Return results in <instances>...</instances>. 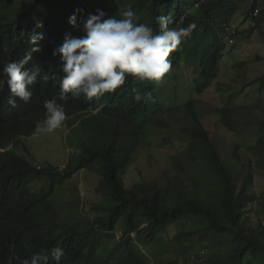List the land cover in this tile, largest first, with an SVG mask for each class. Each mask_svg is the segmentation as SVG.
Wrapping results in <instances>:
<instances>
[{"label":"trees","instance_id":"trees-1","mask_svg":"<svg viewBox=\"0 0 264 264\" xmlns=\"http://www.w3.org/2000/svg\"><path fill=\"white\" fill-rule=\"evenodd\" d=\"M129 6L136 13L135 23L147 24L155 32L160 31L157 17L169 13L174 19L169 27L196 25L172 53L170 72L180 76L184 67L200 69L189 83L200 95L211 91L226 41L232 45L236 34L241 38L254 33L264 41V0H0V78L7 63L22 59L30 49L28 37L34 32L44 35L39 43L42 51L33 53L26 67L55 77L47 83L38 77L30 101L17 99L16 108L7 103V85L0 94V264H19L36 254L46 257L42 264H146L140 247H146L147 238L152 243L147 253L155 264H163L169 248L176 259L167 264H264V190L261 196L251 192L254 173L249 165L244 167L240 145L225 152L224 167L209 155L220 148L219 142L206 141L213 125L196 115L195 104L185 108L187 123L179 138L185 150L170 162V167H180L173 178L166 170L159 180L124 183L123 174L140 139L159 125L165 113L179 112L169 109L173 103L168 101L175 99L182 86L180 77L168 97L157 93L156 83L129 76L128 87L99 99L60 98L62 60L59 54L52 55L53 50L67 36H83L89 14L102 10L105 19H120ZM238 12L242 22L251 24L241 32L230 28ZM74 13L75 28L69 24ZM253 83L264 96V72ZM134 88L151 91L152 100L135 102ZM247 89L218 87L219 122L232 134L246 129L255 166L264 172V98L238 105L242 94L247 101L253 96ZM52 99L65 107L69 127L77 128L71 144L78 153L63 173L49 165L36 169L7 150L23 146L22 139L30 137L45 119L44 101ZM259 111L263 113L254 115L251 124L237 123L240 113ZM75 169L93 171L99 177L95 194L101 200L91 208L93 218L66 215L77 214L79 202L67 210L68 202L56 197ZM256 202L258 222L253 223L248 207ZM142 225H146L145 237ZM169 229L175 231L173 237L158 242V235ZM116 230H124L125 238L117 239ZM56 249L61 251L58 256Z\"/></svg>","mask_w":264,"mask_h":264},{"label":"clouds","instance_id":"clouds-1","mask_svg":"<svg viewBox=\"0 0 264 264\" xmlns=\"http://www.w3.org/2000/svg\"><path fill=\"white\" fill-rule=\"evenodd\" d=\"M104 12L98 10L96 14H89L84 21V35L80 37L67 36L63 44L53 50L52 55H60L62 60L61 73L59 77V89L61 99H67L70 95L73 99H79L82 95L91 100L99 99L106 94H112L123 87H128L126 81L129 76L158 83L156 90L161 92L162 79L173 67V52L178 50L183 41L188 38L196 28L194 23L187 27H169L174 23L173 16L169 13L166 16H158L159 32L144 23H135L136 13L129 6L120 13V19H105ZM69 24L77 27V14L69 18ZM37 27L42 28V24ZM44 39L43 33H32L28 37L30 49L22 59L9 62L5 65L0 78V94L5 90V85L10 92L7 103L10 107H17V99L27 103L30 101L33 92L32 86L37 83L38 77L43 83H47L50 77L47 73L41 74V70L36 68L31 70L26 67L32 60L33 53L42 51L39 46ZM133 99L137 103H148L152 100L151 91L141 92L139 89H132ZM218 105H212V110L218 114L221 109L219 93ZM161 103V101L159 100ZM162 105V103H161ZM45 119L43 128L38 131L53 132L63 126L67 119L65 107L58 104L55 99L44 101ZM158 132L157 134H163ZM163 135L160 138V147H163ZM206 141L219 142L220 148L211 150L209 155L219 161L224 167L225 145L222 129L215 123L205 135ZM151 145V144H150ZM150 158H156V153L149 150ZM23 156V155H22ZM167 163V162H166ZM153 174L156 179H161V175L166 167L158 169L151 162ZM150 240H146V264H155L153 255L150 252ZM61 254L59 249L54 250V255ZM152 254V253H151ZM46 260L39 254L31 256L29 259L19 261V264H42ZM11 264V261H9Z\"/></svg>","mask_w":264,"mask_h":264},{"label":"rangeland","instance_id":"rangeland-1","mask_svg":"<svg viewBox=\"0 0 264 264\" xmlns=\"http://www.w3.org/2000/svg\"><path fill=\"white\" fill-rule=\"evenodd\" d=\"M250 25V22H242L241 14L238 12L234 17L230 28L235 32H241L244 29H247ZM224 33H227V31L225 30ZM235 41L236 43L232 45L227 41L224 43L222 48V58L217 64L216 79L214 80L209 93L204 92L200 95L194 90L193 86L189 84L194 77L200 74V69L197 67H184L181 70L180 76H176L169 72L162 79L160 86L163 87V91H157V93H161L163 97H168L172 95L170 88L173 86V82L180 77L178 83H181L182 86L177 92L175 99L168 101L173 103V106L171 108L169 107V109L178 108L176 111L179 112L173 115V112L165 113L158 119L159 125L150 129L147 136H145L142 141V146L140 145L136 155L133 157L131 163L123 174L122 178L126 186L156 179V176L152 171L151 162L154 163L158 169H163L166 164L164 171L168 170L170 177L173 178L176 169H179L180 167H170V162L178 159L185 150V144L179 139L181 138L180 130L187 123L185 108L195 104V113L203 123H209V125L218 123L220 125L224 136L225 152L230 151L235 144L240 145L242 163L245 168H247L246 165H249L254 173V182L250 187V190L257 196L263 194L264 172L258 170L255 166V158L247 146V143L250 142L245 136L246 129L239 132L238 135L229 133L220 124L219 114H216L212 110V105L219 104L217 89L220 85L233 87L238 90L242 87L243 89L249 88L247 90L253 93V96L247 101L248 99L244 98V94H242L236 100L238 105L244 106L252 101V103H254L257 99L264 98L263 94H260L255 90V84L253 83V81L262 76L264 72V41L256 33L251 37L244 34L241 38L236 34L234 42ZM219 99L222 105V99ZM167 108L168 106H165V109ZM262 113L263 111L257 113L242 112L237 118V123L245 124V122H247L248 124H251V118L254 115H261ZM85 116L86 115L82 117ZM69 121L70 119L68 121L65 120L63 126L53 132L38 131L37 129L43 128V122L39 123L33 135L22 142L23 146H18L17 148L9 147L8 150H13L16 155L23 157L36 168L49 165L59 168L58 171L62 173L67 169L66 165L69 160L72 159V156L77 155L78 153L76 148L71 144V142L75 141L74 137L77 128L71 129L68 125ZM158 132L164 133L155 135ZM163 135H165L163 147H160V138ZM149 150L156 153V158H150ZM70 173L72 175L71 179L66 182L64 191L56 192V197L64 198L68 202V205L66 206L67 210L71 209L70 205H75L79 202L78 213H65L66 215H81V217L93 218L94 213L91 208L98 205L101 200L100 196L95 194V188L99 177L95 172L88 170L75 169L70 170ZM248 209L251 210L249 217L252 219V222L255 223L257 220L256 211L259 209L257 202L250 204ZM62 217L63 214L61 218ZM142 226V237H145L147 235V231L144 228L146 225ZM174 234L175 231L169 229L167 234L158 235L159 238L156 240L158 242H166L167 240H170ZM115 236L119 240L124 239V230H116ZM131 237L136 239L134 234H132ZM136 241L137 244H140L138 240ZM142 252L146 254V249L143 248ZM175 259V254H173L169 248L167 256H164L162 261L163 264H167Z\"/></svg>","mask_w":264,"mask_h":264},{"label":"bare ground","instance_id":"bare-ground-1","mask_svg":"<svg viewBox=\"0 0 264 264\" xmlns=\"http://www.w3.org/2000/svg\"><path fill=\"white\" fill-rule=\"evenodd\" d=\"M215 79H216V78H215ZM213 83H214V81H213ZM222 86H224V85H222ZM209 92H210V91H209ZM209 92H207V93H209ZM222 93H225V89H224V88L222 89ZM219 98H220V96H219ZM221 106H222V105H221ZM66 120L68 121L69 119H66ZM32 135H33V134H32ZM32 135H31V136H32ZM31 136H30V137H31ZM145 136H147V135H145ZM145 136L142 137V139H140V140H141V141H140V145H141V146H142V141H143V139L145 138ZM28 138H29V137H28ZM28 138H26V139H28ZM24 140H25V139H22V142H23ZM138 148H139V147H138ZM7 150H8V149H7ZM137 150H138V149H137ZM136 153H137V151L135 152V155H136ZM135 155H133V157H134ZM132 159H133V158H132ZM131 161H132V160H131ZM130 163H131V162H130ZM130 163H129V164H130ZM129 164H128V165H129ZM66 167H67V165H66ZM127 167H128V166H127ZM41 168H42V167H41ZM36 169H39V167H37ZM56 169H57V171H58L59 168H56ZM126 169H127V168H126ZM65 171H66V170H65ZM58 172H59V171H58ZM63 172H64V171H63ZM63 172H62V173H63ZM59 173H61V172H59ZM138 245H139V244H138ZM139 247H140V245H139ZM144 248L146 249V247H144ZM140 250L142 251V250H143V247H140ZM143 253H144V252H143ZM144 254H145V253H144ZM146 256H147V255H146Z\"/></svg>","mask_w":264,"mask_h":264}]
</instances>
